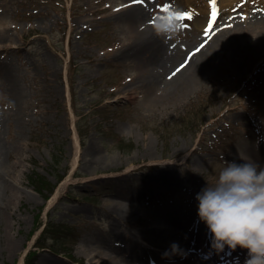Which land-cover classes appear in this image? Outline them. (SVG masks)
<instances>
[{"label": "rangeland", "instance_id": "rangeland-1", "mask_svg": "<svg viewBox=\"0 0 264 264\" xmlns=\"http://www.w3.org/2000/svg\"><path fill=\"white\" fill-rule=\"evenodd\" d=\"M96 1L9 0L4 11L9 50L0 53V264H89L79 251L82 239L109 232L103 199L118 190L134 195L119 232L154 226L165 205L195 213L197 223L196 193L215 182L226 155L235 146L263 143L261 38L249 35L258 47L235 67L227 59L231 50L216 56L202 88L177 107L143 108V93L131 88L135 67L117 58L120 27L112 11L92 13ZM149 2L153 18L167 2L191 13L180 36L168 40L180 51L216 34L225 17L264 19V0H238L232 14L215 8L214 20L213 10L194 0ZM116 3L114 11L123 6ZM6 69L11 82L2 76ZM89 146L105 161L95 171L84 166ZM200 227L208 237L207 225Z\"/></svg>", "mask_w": 264, "mask_h": 264}, {"label": "bare ground", "instance_id": "bare-ground-1", "mask_svg": "<svg viewBox=\"0 0 264 264\" xmlns=\"http://www.w3.org/2000/svg\"><path fill=\"white\" fill-rule=\"evenodd\" d=\"M103 1L105 0L96 1L92 13L103 10L112 11L111 16L120 27L122 34V45L118 50L117 58L135 67L136 74L131 80L134 81L131 88L143 93V99L139 101L143 108L163 105L166 110L177 107L184 95L202 88L204 76L216 62V56L231 50V55L227 59L235 67L258 47L256 43L258 38H261L264 43V19L247 14L241 18L225 17L222 22H219L217 28H220L216 34L210 32V37L203 38L204 40L195 47L188 50L186 46L180 51L152 30V23L149 21L153 17L149 14L151 8L149 0H144L142 4L135 0H112V4L103 3ZM116 1L123 6L114 11V7L119 5L115 4ZM237 1L215 0V6L210 0H207L206 4L200 0H194V3L203 10H213L215 7L220 15L219 12L224 13L225 11L232 14L233 8L238 5ZM8 4L9 0H0V53H6L9 50V47L5 45L9 34L6 21H4V11ZM251 34L257 36L256 40H249ZM242 37L245 43L240 42ZM182 55V62L175 64ZM2 63H0V68ZM2 76L5 81H12L9 69L4 70ZM22 93L23 91L20 90L18 95ZM263 127L264 124L262 128L260 127L262 138H264ZM261 142L263 143L258 147L250 148V150L242 148L236 150L235 146L232 150L235 154L228 153L226 158L228 160L239 159V155H243L264 164V140ZM213 143L216 148V140ZM195 150L196 148L190 150L189 156L193 155ZM84 155L90 157V160L84 164L86 170L95 171L105 163L97 147L89 146ZM109 177L113 178L107 176ZM164 182L167 186L173 183L168 173L164 177ZM184 195L188 197L187 193L181 194V196ZM132 199L134 195L125 190H118L103 199L104 207L108 210V216L111 219L110 230L101 238L91 236V238L82 239V247L79 251L81 255H86L89 264H237V257L242 264L246 249L238 246L237 249L230 250L226 246L223 252H215L211 248L209 232L207 231V237L200 227L204 222L199 219L197 223H194L197 219L195 213L176 210L168 205L161 208L154 226L142 231L131 230L130 234L122 230L119 232L117 225L123 220L126 201ZM127 206L130 207L129 203ZM174 243L179 245V252L172 250ZM10 245L13 249L17 246L14 242ZM41 264L55 263L44 260Z\"/></svg>", "mask_w": 264, "mask_h": 264}, {"label": "clouds", "instance_id": "clouds-1", "mask_svg": "<svg viewBox=\"0 0 264 264\" xmlns=\"http://www.w3.org/2000/svg\"><path fill=\"white\" fill-rule=\"evenodd\" d=\"M183 13L175 4L158 11L152 30L165 42L178 38L185 28ZM196 199L215 252L239 246L247 250L242 264H264V164L243 155L225 158L215 182H207ZM172 250L179 252V245Z\"/></svg>", "mask_w": 264, "mask_h": 264}, {"label": "snow or ice", "instance_id": "snow-or-ice-1", "mask_svg": "<svg viewBox=\"0 0 264 264\" xmlns=\"http://www.w3.org/2000/svg\"><path fill=\"white\" fill-rule=\"evenodd\" d=\"M135 2L142 4V3H144V0H135ZM210 2L213 4V6H215V0H210ZM170 5H171V2L163 3L160 5V10H166ZM182 15H183V18H186V17L190 18L191 13L184 11V13ZM215 17H216V9H215V7H213V11H212L213 20L215 19ZM149 22L153 23L154 21L152 19Z\"/></svg>", "mask_w": 264, "mask_h": 264}, {"label": "trees", "instance_id": "trees-1", "mask_svg": "<svg viewBox=\"0 0 264 264\" xmlns=\"http://www.w3.org/2000/svg\"><path fill=\"white\" fill-rule=\"evenodd\" d=\"M33 183H34V182H33ZM52 190H53V188H51V191H52ZM49 229H50V225L47 224L46 227H45V229L43 230L42 234L46 233ZM42 234H41V235H42ZM40 241H43V238H42V239H39V244L42 245V244L40 243ZM43 247H45V246L42 245L41 248H43Z\"/></svg>", "mask_w": 264, "mask_h": 264}]
</instances>
